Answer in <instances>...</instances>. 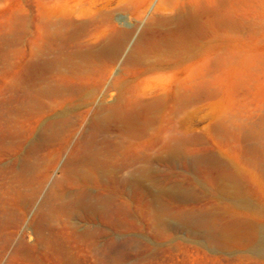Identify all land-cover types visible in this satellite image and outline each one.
<instances>
[{"label":"rangeland","instance_id":"obj_1","mask_svg":"<svg viewBox=\"0 0 264 264\" xmlns=\"http://www.w3.org/2000/svg\"><path fill=\"white\" fill-rule=\"evenodd\" d=\"M0 264H264V0H0Z\"/></svg>","mask_w":264,"mask_h":264},{"label":"bare ground","instance_id":"obj_2","mask_svg":"<svg viewBox=\"0 0 264 264\" xmlns=\"http://www.w3.org/2000/svg\"><path fill=\"white\" fill-rule=\"evenodd\" d=\"M128 49V47H127ZM118 54L122 52L123 49H117ZM125 52V50H124ZM122 52V53H124ZM121 55V54H120ZM55 121H51L50 125L46 128L47 135L45 138H49L52 136V130L55 125ZM40 147L39 143H35L30 147L29 153L36 151ZM29 157V156H28ZM29 163V167H32L34 164L30 159L26 160ZM71 164H74L72 162ZM80 174L82 176V189L75 192L73 198L71 199V203L74 207L84 208L88 212L94 211H102L106 213L109 208L110 198L105 196L104 188L100 190L98 193L91 192L88 188L91 186L92 182H101L100 179L102 177H111L114 174V170H112L110 164L102 157L101 153L98 151H91L89 154L85 156L83 159V164L81 167ZM115 181L117 182V177L115 176Z\"/></svg>","mask_w":264,"mask_h":264}]
</instances>
